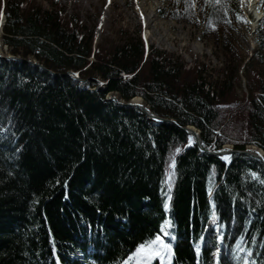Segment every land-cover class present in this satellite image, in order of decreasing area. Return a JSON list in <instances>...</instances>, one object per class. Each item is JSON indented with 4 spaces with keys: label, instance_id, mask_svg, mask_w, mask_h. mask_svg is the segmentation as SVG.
<instances>
[{
    "label": "trees",
    "instance_id": "1",
    "mask_svg": "<svg viewBox=\"0 0 264 264\" xmlns=\"http://www.w3.org/2000/svg\"><path fill=\"white\" fill-rule=\"evenodd\" d=\"M235 1L207 0V27L242 15ZM48 2L50 8L0 0L3 44L54 73L72 70L105 85L80 89L68 75L0 59V264H123L140 244L162 236L166 221L175 237H163L172 264H216L217 249L220 264H264L263 164L185 147L191 134L180 128L199 130L205 149L264 152V14L251 57L225 59L220 78H212L198 58L146 47L137 34L121 30L119 42L95 44L78 13ZM188 5L161 15L185 17ZM113 93L126 102L142 98L178 126L108 100Z\"/></svg>",
    "mask_w": 264,
    "mask_h": 264
},
{
    "label": "rangeland",
    "instance_id": "2",
    "mask_svg": "<svg viewBox=\"0 0 264 264\" xmlns=\"http://www.w3.org/2000/svg\"><path fill=\"white\" fill-rule=\"evenodd\" d=\"M36 1L41 6L50 8L49 0ZM59 1L64 6L67 14H72L73 12L78 13L86 26L93 29L95 44L107 46L119 42L122 36L121 30L123 33L126 31L129 34H137L141 37L146 47L153 46L169 55H180L186 61L193 60L195 57L198 58L207 65L212 78H220L217 70L225 59L241 55L245 56L246 62L248 60L247 58L249 56L251 57L256 48V31L258 30L259 22L264 14V12L259 9L260 15L262 14L261 19L256 21V18H253V16L256 15L255 12L259 0H255V2L252 1L251 8L246 6L240 7L239 0H236L235 3L238 10L250 21V23H237L235 21L237 15L233 12L229 14L227 19V21L230 19L232 21L231 23L225 22L217 27L210 26L209 28L204 22L203 14V10L207 9V0H194L195 7L190 6L193 0H110V2L109 0ZM183 3L189 4L188 6H190V8L187 6L185 7L188 10V15L185 17L175 16L174 14ZM253 6L255 7V12ZM248 9H251V11H248ZM163 10L176 11H173L174 14L169 12L166 16H162L161 13ZM2 16L3 14L0 15V21ZM3 25H1L2 27L0 28V55L24 58L19 54H15L11 47L3 44ZM30 57L31 58L24 59L39 63L33 56ZM240 71H242V69H240ZM84 79H87L84 89L93 91V88L98 85V82L101 84L96 91L100 88H104L105 84L103 83L105 81L98 77ZM91 80L95 81L92 87L90 84ZM82 86L83 84H79L80 89H82ZM237 92L239 95L245 93L243 77H241ZM110 95L117 97L114 93ZM110 95H107V97ZM136 99L138 101H136ZM130 101L143 103L140 97H134ZM230 146L231 145H225L223 149H230L232 147ZM249 148L259 151L261 154L264 153L258 147L250 146ZM209 223L214 227L217 226L216 221L213 219H210ZM169 229L170 227L166 230L169 231ZM238 253L240 255H245L246 260H249L250 254L241 246L238 247ZM76 256H80V254Z\"/></svg>",
    "mask_w": 264,
    "mask_h": 264
},
{
    "label": "snow or ice",
    "instance_id": "3",
    "mask_svg": "<svg viewBox=\"0 0 264 264\" xmlns=\"http://www.w3.org/2000/svg\"><path fill=\"white\" fill-rule=\"evenodd\" d=\"M109 2H110V0H109ZM214 2L216 5H221V0H214ZM239 3H240V7H244L245 4H247V6L249 8H251V6H252V0H239ZM190 6L195 7L194 0ZM262 7H264V0H259L257 10L259 11V9ZM223 10L225 11V14H227V5L223 6ZM236 18L242 22L250 23V21H248L247 18L243 15L237 14ZM226 22L231 23L232 21L229 19ZM76 75H78V74H76ZM196 143H198V141L195 140L193 138V136L189 135L188 142L185 145V147H191ZM209 150H214V149H209ZM221 151L222 152H228L229 150L228 149H221ZM249 151L251 152L252 150L250 149ZM175 152L177 154H179L181 152V149L176 148ZM256 155L260 156L261 158H264V154L257 153ZM222 159H224L226 161H230L231 156L230 155H224L222 157ZM173 167H174V161H173ZM172 175H174V172L169 173V187H171L170 181H171ZM252 176H253V178H256V173H252ZM261 183H264V180H262ZM168 199L171 200L170 195H169ZM164 208H165V210H167L169 208V204L167 202H165ZM215 216H216V214H215V212H213L214 219H215ZM170 226H171V221H166L165 227L161 229V232L163 235L162 236L157 235L154 239H150V240L140 244L136 248L135 252H133L132 255L128 257V260L124 261L123 264H130V262L134 258L139 257L142 252H146V251H147V255L144 256L139 261V264H152V261L155 259H159L161 264H172V257L174 254L172 245L170 243L165 242V240L163 239L164 236L169 237L170 239H175V237L172 236L171 233L166 230ZM200 239H201V241H203L205 238L201 237ZM196 251H197V254L199 255V253H200V247L199 246H197ZM214 259H216V264H220L219 249H217V252L214 254Z\"/></svg>",
    "mask_w": 264,
    "mask_h": 264
},
{
    "label": "water",
    "instance_id": "4",
    "mask_svg": "<svg viewBox=\"0 0 264 264\" xmlns=\"http://www.w3.org/2000/svg\"><path fill=\"white\" fill-rule=\"evenodd\" d=\"M261 16H257L256 17V21H258L259 19H261ZM5 22V16L3 15L2 18H1V21ZM0 21V23H1ZM250 56L247 58L249 59ZM0 59H10V60H13V61H22V62H26V63H29L33 66H36V67H39L43 70H46L48 71L50 74H57V75H69L71 77H73L74 79L78 80L81 84H86L87 83V79H81L79 78L76 73H74L73 71L71 70H68L66 71L64 74L62 73H54L52 72L51 70H47L42 64L40 63H37V62H33L32 60H28V59H24V58H21V57H15V56H3V55H0ZM100 82H98V85L95 86L93 88V90H96L99 88L100 86ZM104 84V83H103ZM108 99L116 102L117 104L121 105V106H127V107H137L139 108L147 117H149L150 119H152L153 121L155 122H170L174 125H177V123L175 121H173L172 119H169V118H164V117H161V116H158L157 114H155L154 112H152L147 105L143 104V103H139V102H126L124 100H119L117 97L115 96H110ZM178 126V125H177ZM180 128L185 131L186 133L188 134H191L194 136L195 140L198 141V143H196L197 147L200 149L201 152H207L211 155H224V154H229V153H239V154H246V155H249V156H252L253 158H256L257 160H259L263 166H264V160L263 158H261L260 156H257L256 154L257 153H260L259 151H256V150H252L251 152L249 151V149H235V148H231L228 149L229 151L228 152H222L221 150H208V149H205L203 148V146L201 145V141H200V136H199V130H197L194 126H185V127H181Z\"/></svg>",
    "mask_w": 264,
    "mask_h": 264
},
{
    "label": "bare ground",
    "instance_id": "5",
    "mask_svg": "<svg viewBox=\"0 0 264 264\" xmlns=\"http://www.w3.org/2000/svg\"><path fill=\"white\" fill-rule=\"evenodd\" d=\"M252 1H254L255 2V0H252ZM245 6L246 7H248L247 6V4H245ZM252 7V6H251ZM253 10H254V12H255V7L253 6ZM248 11H251V9H248ZM256 15L255 16H253V18L255 19L257 16H260V12L258 11V10H256ZM1 25H3V19H2V21H1V23H0V28L2 27ZM72 71V70H71ZM75 73V72H74ZM78 76V75H77ZM71 77V76H70ZM71 78H73V77H71ZM74 79V78H73ZM82 79V78H81ZM76 80V79H75ZM78 81V80H77ZM79 82V81H78ZM105 83V82H104ZM79 84H81L80 82H79ZM84 85H86V84H83V86L81 87V88H85V86ZM93 91H96V90H93ZM111 96V95H110ZM110 96H108L107 97V99L110 97ZM108 100H110V99H108ZM110 101H112V100H110ZM136 101H138L137 99H136ZM250 146H248V147H246L245 149H249L250 150V148H249ZM77 255V254H76Z\"/></svg>",
    "mask_w": 264,
    "mask_h": 264
}]
</instances>
